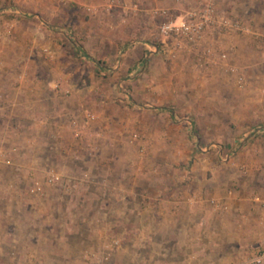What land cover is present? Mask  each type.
Returning a JSON list of instances; mask_svg holds the SVG:
<instances>
[{
	"label": "rangeland",
	"instance_id": "obj_1",
	"mask_svg": "<svg viewBox=\"0 0 264 264\" xmlns=\"http://www.w3.org/2000/svg\"><path fill=\"white\" fill-rule=\"evenodd\" d=\"M243 1L240 9L246 10L247 17H253L255 0ZM205 2L0 0V45L5 46L0 54H4L6 61L17 59L24 66L17 74L20 83L28 81L33 73L38 78L54 76L57 80L69 75L67 90L63 94L57 88V92L64 101L75 103L73 109L80 114L75 116L78 125L84 126L86 113L95 115L80 133L75 124L74 131H70L80 134L76 140L83 144L78 152L71 145L68 157L83 163L72 161L65 168L55 153V163L44 164L39 178L33 179L42 182L50 171L73 179L70 191L64 189L69 187L65 184L64 188L47 186L43 195L35 197L51 198L58 206L55 218L73 222L69 231L85 242V249L81 250L86 264H205L202 258L206 253H191L193 245L189 242L173 244L156 235L154 241L145 244L141 234L145 201L153 206L158 201L145 198L142 189H146L143 186L147 177L143 179V175L154 179L149 180L153 186L168 188V199L175 189H181L185 195L199 188V182L193 181L196 178L201 182L203 177L206 182L213 176L224 175L232 179L229 190H233L245 179L244 175L264 170V163L260 162L264 114H260L259 108L264 84H255L258 73L236 65L226 51L227 63L206 58V49H213L216 55L222 52L220 43L213 47L204 40L197 51L188 47L174 50L170 46L167 53L163 51L147 63L142 55L134 62L143 66L137 82L132 79V68H118L137 42L158 43L159 28L164 21ZM235 2L232 1L231 8L238 6ZM250 20V27L259 29L256 33L260 34L264 24ZM261 41L264 43V39ZM174 63L181 66L175 68ZM211 63L230 75L229 82L216 84L205 77L206 71L213 68ZM228 64L236 67V71H230ZM239 74L245 76L244 84L238 82ZM252 77L253 81H248ZM208 80L212 82L206 83ZM255 88L257 92L253 91ZM165 92L178 98L161 104L144 96H165ZM155 108L160 110L154 112ZM159 176L166 179L158 180ZM18 186L21 191L28 187V182ZM57 189L63 190L62 195ZM97 190L102 195L95 194ZM126 190H133L132 196H126ZM23 197L25 202L29 201L28 196ZM47 205L41 207L42 217L49 211ZM110 219L118 220L117 224L110 226ZM81 222L85 225L78 228ZM171 235L170 240L174 238ZM116 241L118 246L114 244ZM17 248L11 247L6 254L15 258ZM227 248L230 264H242L234 248ZM128 249L132 256L121 258ZM0 264H5L4 259L0 258Z\"/></svg>",
	"mask_w": 264,
	"mask_h": 264
},
{
	"label": "crops",
	"instance_id": "obj_2",
	"mask_svg": "<svg viewBox=\"0 0 264 264\" xmlns=\"http://www.w3.org/2000/svg\"><path fill=\"white\" fill-rule=\"evenodd\" d=\"M232 1H236L238 8H231ZM232 1L219 0V3L227 13L242 18L247 26H250V19L255 24H264V6H259L261 0L253 2L255 6L253 17H247L246 10L240 9V6L245 4L243 0ZM185 12H180L177 16ZM245 37H249L252 42ZM263 39L264 30L260 31L259 35L255 34V31L220 33L210 30L206 34L205 42L213 47L220 43L219 49L228 52L230 60H234L236 65L258 73L259 81L256 79L255 84L259 85L264 84L262 80L264 79V43L261 41ZM161 45L160 37L157 44L149 41L137 42L129 49L128 58L126 57L127 59L118 68H132V79L137 82L143 66L139 63L134 65V62L142 55L145 56V63L161 55L163 51L158 52L159 54L154 52L156 47ZM4 48V45H0V53ZM30 50L34 51V47H30ZM164 52L167 53V50ZM16 60L6 61L4 54H0V158L9 156L14 164L8 166L0 163V258L4 259L5 264H86L81 250L85 249V242L78 235H71L69 231L70 227H73V222L69 219L55 218L58 206L51 198L46 196L44 200L37 199L35 197L37 195L29 193L33 179L41 175L40 167L54 162L55 153L59 155L65 168L72 161L83 163V160L68 157V149L71 145L78 152L80 145L83 144L82 141L76 140L80 135L70 133L71 130L74 131L72 127L74 121H78L75 116L78 117L80 114L73 109L75 103L64 101L63 96L57 92L60 90L64 94L67 90L69 75H62V78L60 77L62 80H57L54 76L47 79L38 78V75L33 73L28 81L20 83L17 74L20 69H24V66H20ZM212 65L215 64L211 63ZM174 66L177 68L181 64L174 63ZM212 67L206 71L205 77L216 84L229 82L230 75L221 72L215 66ZM232 76H236L235 73ZM209 80L206 83L212 82ZM248 81H253V77ZM196 82L199 83L198 79ZM253 91L257 92L258 88ZM166 92L165 96L151 97L150 94L144 96L149 101L152 99L161 104L178 98L177 95ZM260 102H262L259 106L260 114H264V98ZM154 110L156 112L160 109ZM73 118L75 119L72 121ZM261 147L263 154L260 162L264 163V143ZM244 176L245 179L239 183L238 188L233 190H229L232 179L224 175L213 176L206 182L203 181V177L201 182L196 178L193 181L199 182V188L185 195L182 194L181 189H175L167 199L169 189L153 186V181L149 180L154 179L148 174L143 175V179L147 177L143 186L146 189H142L145 198L148 200L156 198L158 201L157 206L145 201L147 205L144 207L145 216L141 223L143 241L145 244H150L155 236L159 235L164 242L173 244L189 242L193 245L191 253L198 251L206 253L202 258L205 264H230L228 253L230 248H227L229 246L234 248L239 255L238 261L242 260V262L264 250V170ZM157 178L166 179L164 176ZM174 179L176 177H173V181ZM25 181L28 182V187L19 191L18 183ZM10 183L16 186L11 189L8 186ZM156 187L157 189H154ZM57 190L62 195L63 190ZM126 191V196H132L133 190ZM20 192L26 194L22 195ZM80 194L85 195V193ZM95 194L102 195L98 190ZM23 196H28L29 201L25 202ZM170 198H172L171 205ZM43 202L48 204L49 210L44 217L40 215L41 207L45 205ZM110 220V226L118 222V220ZM125 221L127 226L128 220ZM84 225L81 222L77 227L81 228ZM170 233L174 237L171 240L168 236ZM11 247H19L17 248L19 253L15 258H10L6 254ZM130 253L128 249L121 258L129 259L132 256Z\"/></svg>",
	"mask_w": 264,
	"mask_h": 264
},
{
	"label": "built area",
	"instance_id": "obj_3",
	"mask_svg": "<svg viewBox=\"0 0 264 264\" xmlns=\"http://www.w3.org/2000/svg\"><path fill=\"white\" fill-rule=\"evenodd\" d=\"M164 14H166L165 11ZM159 30L162 45L156 47L154 51L156 53L166 51L170 46L174 47V50L188 47L191 51H197L202 46L206 34L210 30L219 31L220 33L255 31V34L259 35V33H256L257 29L247 26L242 18L227 13L220 6L219 0H206L203 5L191 7L182 15L164 21L160 25ZM204 55L206 58L209 57L210 60L217 58L222 63H227L229 58L226 52L222 51L216 55L215 51L211 48L206 49ZM199 60L201 61L202 59L200 58ZM213 62L215 61L213 60ZM228 67L230 71H236V67L230 66V64H228ZM237 79L239 83H245L244 75L239 74ZM94 119V114L86 113L83 120L84 126H79L78 122L74 121V124L79 128L78 133L81 132V128L88 127ZM2 158H0V163L11 164L12 160L10 158L6 156ZM70 183H73L72 178L66 177V175L61 173L50 171L44 181H33L29 193L32 195H43L45 187L47 186L60 185L63 187L64 184L69 186ZM9 185L10 188L14 187L11 183ZM64 189L70 191L71 187H65ZM114 244L118 246L119 241L114 242ZM242 264H264V250L255 253L253 257L243 261Z\"/></svg>",
	"mask_w": 264,
	"mask_h": 264
}]
</instances>
